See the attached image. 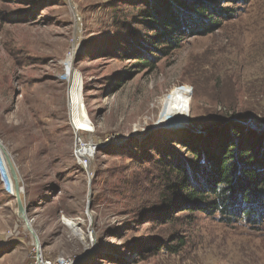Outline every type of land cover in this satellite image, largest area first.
I'll return each mask as SVG.
<instances>
[{
    "label": "rangeland",
    "instance_id": "rangeland-1",
    "mask_svg": "<svg viewBox=\"0 0 264 264\" xmlns=\"http://www.w3.org/2000/svg\"><path fill=\"white\" fill-rule=\"evenodd\" d=\"M194 1L210 0H0V141L47 255L74 264H264V224L178 209L165 222L149 208L162 190L152 149L173 162L187 156L175 141L184 134L199 149L222 130L264 135V0H213L210 27L170 46L151 5L181 11ZM68 66L89 120L78 132ZM174 103L185 111L167 120ZM176 123L186 127L167 128ZM91 143L86 168L76 151ZM0 166V264H31L35 239L2 150ZM179 240L186 245L174 253Z\"/></svg>",
    "mask_w": 264,
    "mask_h": 264
},
{
    "label": "trees",
    "instance_id": "trees-1",
    "mask_svg": "<svg viewBox=\"0 0 264 264\" xmlns=\"http://www.w3.org/2000/svg\"><path fill=\"white\" fill-rule=\"evenodd\" d=\"M182 3L181 11L167 4L161 11L151 5L149 13L152 15L150 21L156 24L154 29L161 28L162 37L175 48L183 34L190 31L196 34L209 28L212 22L204 23V19H209L218 9L213 0ZM239 130L233 128L216 133L217 143L205 149H199L191 136L181 135L175 141L187 156L173 162L170 159L161 161L160 151L155 150L157 157L152 149L147 161H159L162 190L149 208H158L154 212L162 211L158 220L169 222L172 216L169 211L178 209L192 215L198 212L211 216L219 214L229 223L243 220L251 225L264 224V135L249 134L255 136L252 145L251 136ZM185 245L184 240H179V247L171 248L179 253Z\"/></svg>",
    "mask_w": 264,
    "mask_h": 264
},
{
    "label": "bare ground",
    "instance_id": "bare-ground-1",
    "mask_svg": "<svg viewBox=\"0 0 264 264\" xmlns=\"http://www.w3.org/2000/svg\"><path fill=\"white\" fill-rule=\"evenodd\" d=\"M71 71H72L71 67L68 66L67 69H66V77L67 78H72L73 77V80L71 82V93H70V96H69V100H70L71 107L75 108L76 111L78 110L77 114H75V109H73V112H72V123L75 126V131L78 132L79 129H81V128L82 129L83 128L87 129V126L89 124V120L87 118V114H86L85 108H84L83 99H82L81 94H80L81 86L79 84V82H80L79 75L77 73L73 74ZM184 111H185V109H184V107L182 105H180L178 103H174L173 105H171V107L169 109V112L166 114L165 117H168L167 118V120H168V119L177 117L179 112L183 113ZM174 125H183V124H177L176 123V124H172V125L170 124L169 126H174ZM0 150H2V153L4 154V157H5V153L3 152V149L1 148V146H0ZM94 151H95V145L93 146L92 143L91 144H87V145H82L81 144V145H79L77 147L76 156L82 162H84L85 160H83L81 158H85L87 161L84 162V166L85 165L87 166L88 165V161H89L88 159L93 157ZM5 160L7 162L6 157H5ZM8 166H9V164H8ZM10 171H11V169H10ZM65 222L67 223V225L75 233H77V234H79L81 236L83 235V232L78 227L77 222L74 219L66 218ZM39 246H41V244Z\"/></svg>",
    "mask_w": 264,
    "mask_h": 264
},
{
    "label": "water",
    "instance_id": "water-1",
    "mask_svg": "<svg viewBox=\"0 0 264 264\" xmlns=\"http://www.w3.org/2000/svg\"><path fill=\"white\" fill-rule=\"evenodd\" d=\"M73 127L75 129L74 125H73ZM184 127H186V125L167 126L168 129H177V128H184ZM0 146L3 149V152L5 153V157L7 159L9 167L11 169V173H12V177H13V183L11 182L10 184H11V187L14 186V189H15V193L13 192V194L15 195V197L17 199L19 214L23 218L26 227L28 228V230L33 235V237L35 239L36 246L41 248V246H39L40 245L39 237H38L37 233L35 232V230L31 226V222L27 216V208L23 203V199H22V195H21L23 192V187H21V185H20V180H19L17 168L15 167V164L13 162V159H12L10 153L7 152V150L5 149V147L1 141H0Z\"/></svg>",
    "mask_w": 264,
    "mask_h": 264
},
{
    "label": "built area",
    "instance_id": "built-area-1",
    "mask_svg": "<svg viewBox=\"0 0 264 264\" xmlns=\"http://www.w3.org/2000/svg\"><path fill=\"white\" fill-rule=\"evenodd\" d=\"M74 260L70 256H49L39 247H35L34 256L31 264H74Z\"/></svg>",
    "mask_w": 264,
    "mask_h": 264
}]
</instances>
